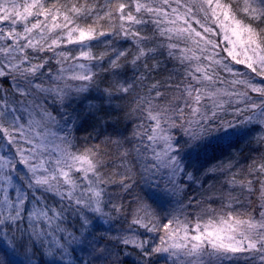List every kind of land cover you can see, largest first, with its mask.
Instances as JSON below:
<instances>
[{
    "label": "snow or ice",
    "instance_id": "1",
    "mask_svg": "<svg viewBox=\"0 0 264 264\" xmlns=\"http://www.w3.org/2000/svg\"><path fill=\"white\" fill-rule=\"evenodd\" d=\"M0 264H264V0H0Z\"/></svg>",
    "mask_w": 264,
    "mask_h": 264
}]
</instances>
